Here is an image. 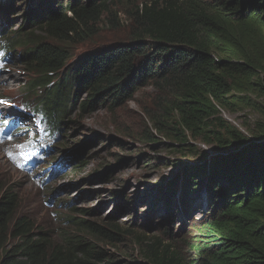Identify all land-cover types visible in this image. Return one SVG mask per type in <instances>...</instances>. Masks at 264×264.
Returning <instances> with one entry per match:
<instances>
[{"label": "trees", "instance_id": "obj_1", "mask_svg": "<svg viewBox=\"0 0 264 264\" xmlns=\"http://www.w3.org/2000/svg\"><path fill=\"white\" fill-rule=\"evenodd\" d=\"M59 3L28 11L10 38L29 74L28 98L52 125L68 127L72 106L113 113L153 82L137 123L115 124L121 134L179 159L194 156L197 142L216 153L176 163L173 180L151 194L156 208L127 227L75 213L57 232L44 228L17 213L19 192L0 177V264H264V0ZM2 18L5 30L10 18ZM103 26L126 29L125 40L72 61V46ZM244 111L259 115L255 127L224 115ZM105 166L97 176L115 168ZM155 211L158 234L134 229Z\"/></svg>", "mask_w": 264, "mask_h": 264}, {"label": "rangeland", "instance_id": "obj_2", "mask_svg": "<svg viewBox=\"0 0 264 264\" xmlns=\"http://www.w3.org/2000/svg\"><path fill=\"white\" fill-rule=\"evenodd\" d=\"M68 1L72 0H13L11 8L7 4L8 0H0V19L4 21L3 15L10 18L6 23V31L12 32L22 26L24 15L28 11L41 10L45 3L57 6L60 2L58 5L65 6ZM82 1L87 3L89 0ZM127 33L124 28L99 27L90 38L72 46L71 60L79 59L101 46L125 40ZM15 59L16 64L11 63L14 67L0 76V97H23L22 83L29 74L26 67L18 62V57ZM146 91L156 92L153 82L147 83L131 99L115 108L113 113L108 111L110 105L108 108L96 106L88 111L72 106L62 118L64 122H69L61 137L64 144L58 152L54 149L46 162H42L47 158L45 152L32 151L33 146H29V138L42 137L41 134L34 135V121L0 99V177H4L8 185L19 192L17 213H24L42 227L52 229L58 227L56 222L59 221L58 210L61 207L63 215L76 213L93 220L114 218L125 227L130 226L138 214L139 222L144 223L143 219L156 208L151 194L173 180L178 171L176 163H202L203 157L208 158L210 154L216 153L212 145L197 142L193 145V150L197 152L194 156L179 159L177 154L164 151L161 145L148 146L121 134L115 124L122 120L137 123L136 116L142 115L140 105ZM84 98L86 94L83 95L82 99ZM224 115L238 127H241L242 122L255 127L259 120V115L251 111L237 114L226 112ZM12 117L18 118L16 122L24 126L22 133H6L1 122ZM30 125L31 129L28 130L27 126ZM111 138L119 139L129 147L123 150L121 145L111 144ZM41 141L49 144L44 138ZM79 151H82L81 156L78 155ZM144 154L150 163L145 164V159L139 157ZM169 155L171 156L168 157ZM51 160L55 161L50 162ZM105 165L115 168L108 176H97L104 171ZM75 166L81 169H76ZM67 202L72 203V208L67 207ZM124 202L130 203L127 205ZM74 208L81 210L73 212ZM83 209L95 213L87 215L82 213ZM155 212L152 222L146 223L143 228L134 229L147 235L158 234L160 231L154 229L155 223L162 219ZM200 216L201 213H196V218ZM177 218L180 221L177 224L178 230L183 221L181 213H178Z\"/></svg>", "mask_w": 264, "mask_h": 264}]
</instances>
